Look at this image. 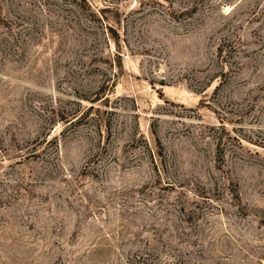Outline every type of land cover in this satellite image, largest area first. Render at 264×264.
<instances>
[{
  "label": "rangeland",
  "instance_id": "rangeland-1",
  "mask_svg": "<svg viewBox=\"0 0 264 264\" xmlns=\"http://www.w3.org/2000/svg\"><path fill=\"white\" fill-rule=\"evenodd\" d=\"M0 264H264V0H0Z\"/></svg>",
  "mask_w": 264,
  "mask_h": 264
}]
</instances>
